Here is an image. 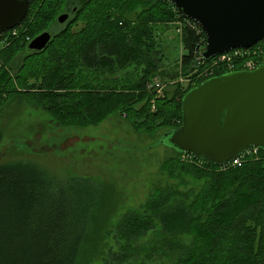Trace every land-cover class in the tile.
<instances>
[{
  "label": "trees",
  "instance_id": "obj_1",
  "mask_svg": "<svg viewBox=\"0 0 264 264\" xmlns=\"http://www.w3.org/2000/svg\"><path fill=\"white\" fill-rule=\"evenodd\" d=\"M63 13H69L71 20L60 32H51L47 49L35 54L26 50L29 60L37 61L30 73L34 81L24 90L33 102L61 122L80 127L97 126L114 114L125 115L136 130L147 133L160 126L182 127V99L194 87L181 92L177 85L176 94L168 95L166 89L158 97L147 84L156 76L174 81L181 72L196 69L197 42L205 35L188 26L169 0H30L26 19L0 36V53L17 43L27 49L28 37H34L30 29L35 36L49 31V24L54 20L59 24ZM174 19L186 25L179 31ZM171 25H176L184 53L176 63L178 69L166 74L157 35L158 26ZM258 45L263 46L264 40ZM84 71L97 74L96 80L83 84ZM226 72L208 76L197 86ZM134 73L140 77L133 78ZM176 153L177 159L164 163L173 184L158 187L145 204L128 211L116 227L118 239L136 242L160 224L171 236L163 244L162 256H172L177 264H264V163L251 160L223 170ZM4 162L0 163V264H78L97 230L100 185L89 177L52 176L34 160ZM201 181L198 191L189 188ZM185 234L190 238L187 243L180 237ZM131 255L130 247H121L107 264H123Z\"/></svg>",
  "mask_w": 264,
  "mask_h": 264
},
{
  "label": "rangeland",
  "instance_id": "obj_2",
  "mask_svg": "<svg viewBox=\"0 0 264 264\" xmlns=\"http://www.w3.org/2000/svg\"><path fill=\"white\" fill-rule=\"evenodd\" d=\"M129 17L134 19V14ZM69 20L64 24L52 21L49 31L53 34L60 32ZM175 23L178 26L183 24L177 20ZM73 27V30L78 29V25ZM158 27L157 47L164 54L162 69L169 74L178 69L176 63L184 53V44L176 25ZM23 31L28 34L27 27ZM30 33L34 36H31L32 40L37 37L31 29ZM18 46L19 43L11 51L0 53V57H4L0 61V86L3 87L0 93V163L34 160L52 176L63 179L89 177L100 185L103 194L97 230L92 236L89 252H85L78 264H107L111 254L124 246L132 249V255L123 264H177L172 256H162L166 251L163 244L171 236L160 224L133 243L118 239L116 234L118 223L128 211L145 204L158 187L173 184L174 181L164 172V163L177 159L178 153L167 143L160 142L170 130L160 126L154 133L138 131L123 114L111 115L97 126L80 127L78 123L61 122L24 93L25 87L34 81L30 73L37 68L34 64L37 61L29 60L23 43ZM245 62V59L235 60L232 71L241 70ZM207 63H202L204 67L196 63V69L185 75L181 72L174 81L156 76L150 83L158 82L163 86L161 93L157 94L159 97L164 96L166 89L170 91L168 95L176 94L177 85L181 92L197 86L199 81L210 76L206 73L211 67V75L227 71L214 69L211 60ZM135 71L139 70L132 72ZM89 73L84 71L83 84L96 80L98 75ZM139 73L132 77H140ZM123 74L120 73L119 77ZM190 184L189 188L196 191L203 186L202 181ZM180 237L184 243L190 240L186 234Z\"/></svg>",
  "mask_w": 264,
  "mask_h": 264
},
{
  "label": "water",
  "instance_id": "obj_3",
  "mask_svg": "<svg viewBox=\"0 0 264 264\" xmlns=\"http://www.w3.org/2000/svg\"><path fill=\"white\" fill-rule=\"evenodd\" d=\"M181 16L199 25L207 38V62L264 40V0H169ZM30 0H0V35L26 19ZM69 13L57 18L66 23ZM49 31L28 45L30 54L47 49ZM183 125L161 139L176 152L217 166L229 164L250 147L264 150V61L253 71L212 77L182 99Z\"/></svg>",
  "mask_w": 264,
  "mask_h": 264
},
{
  "label": "built area",
  "instance_id": "obj_4",
  "mask_svg": "<svg viewBox=\"0 0 264 264\" xmlns=\"http://www.w3.org/2000/svg\"><path fill=\"white\" fill-rule=\"evenodd\" d=\"M186 23L188 24V26H193L198 31V33L202 35L204 34L202 29L195 22L186 19ZM186 23L183 22V24L185 25ZM183 24L179 25L180 26L179 31H180V28L183 26ZM14 34H16V32H14ZM206 42H207L206 36L200 37L199 41L197 42L198 48H197L195 59L198 61L199 64L205 62L202 58V52L204 51L206 47ZM4 43H5V40L2 41L1 44H4ZM258 44L249 49H234L227 53L216 56L215 58L211 60L213 61V64H212L213 68L223 69L227 71L233 70L231 67L233 66L235 60L245 59L246 62L242 66L241 70H246V71L255 70L264 60V45L260 46ZM211 73H212V67H211V70L207 71L206 75L210 74L211 76ZM162 87L163 86L158 82L149 83L147 86L149 90L156 91L157 94L161 93ZM184 159L190 160L191 156L186 155ZM251 160L262 161L264 163V150H261L260 148H257V147H250L245 152H243L241 155H239L234 160H232L229 164L221 166V168L223 170L230 169V168H239Z\"/></svg>",
  "mask_w": 264,
  "mask_h": 264
},
{
  "label": "bare ground",
  "instance_id": "obj_5",
  "mask_svg": "<svg viewBox=\"0 0 264 264\" xmlns=\"http://www.w3.org/2000/svg\"><path fill=\"white\" fill-rule=\"evenodd\" d=\"M187 156H190V155H187Z\"/></svg>",
  "mask_w": 264,
  "mask_h": 264
}]
</instances>
